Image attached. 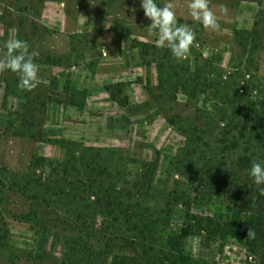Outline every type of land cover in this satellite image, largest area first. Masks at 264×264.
Segmentation results:
<instances>
[{"label": "rangeland", "instance_id": "374dc122", "mask_svg": "<svg viewBox=\"0 0 264 264\" xmlns=\"http://www.w3.org/2000/svg\"><path fill=\"white\" fill-rule=\"evenodd\" d=\"M171 2L196 33L180 61L155 47L140 0H0V53L15 29L40 78L25 91L0 71V264H51L77 230L98 240L116 202L147 207L157 247L186 211L235 217L237 161L260 151L264 127V0H210L217 30L192 20L189 0ZM225 171L234 180L218 189ZM183 249L189 264H264V248L248 258L228 235L187 234Z\"/></svg>", "mask_w": 264, "mask_h": 264}, {"label": "trees", "instance_id": "16d2710c", "mask_svg": "<svg viewBox=\"0 0 264 264\" xmlns=\"http://www.w3.org/2000/svg\"><path fill=\"white\" fill-rule=\"evenodd\" d=\"M140 44L142 47L149 46L146 43ZM42 106H44L43 103ZM263 130L264 127L252 135V138L257 140L260 151L245 153L238 158L237 166L243 172L242 177L236 182L239 191L235 194V201L239 210L230 221L224 222L212 216L186 211L179 231L167 232L166 225L162 226V236L157 239L161 245L157 247L146 238L148 224L140 221L147 207L139 202L135 203V206L130 203L116 202L114 207L111 206L112 209L107 210L106 214L112 217L99 230L98 240L93 239V233H80L79 230L75 235H63L62 242L65 250L60 258L50 254L51 264H107L108 257L113 253L117 254L118 264H189L190 259L184 252L183 241L187 234L197 231H203L206 237L212 240L228 235L246 248L248 258L261 254L264 248V192H261L260 188L264 186L255 185L248 175V170L253 161L263 162L264 157L254 158L258 154L261 156L264 154ZM149 176L148 173L146 177L143 176V179L147 181ZM233 180L231 173L225 171L223 176L213 183L218 189H224ZM134 188L136 196L146 194L144 184L136 183ZM65 194L68 195L66 192ZM78 196V193L72 194L73 199ZM87 207L84 205L82 208ZM63 213L66 215L69 211L65 210ZM136 219L137 221L133 222ZM64 224L67 230H76L71 220H66ZM82 225L86 226L85 221ZM249 229L254 231V238L248 237ZM34 258L45 260L46 256Z\"/></svg>", "mask_w": 264, "mask_h": 264}, {"label": "clouds", "instance_id": "9594fccd", "mask_svg": "<svg viewBox=\"0 0 264 264\" xmlns=\"http://www.w3.org/2000/svg\"><path fill=\"white\" fill-rule=\"evenodd\" d=\"M209 5L210 0H189L187 5L189 15L205 29L217 30L219 28L217 16ZM140 6L145 17L150 20L147 29L149 34L155 37V47L169 49L178 61L187 59L196 33L188 24H178L171 0L164 6H160L157 0H140ZM226 10L222 6V11ZM110 26V23L104 25L105 28ZM2 47L4 50L0 53V71L7 70L16 74L19 89L25 91L35 89L40 83L39 65L35 62L39 52L35 49L30 50L28 42L20 39L15 29L9 30L8 38L3 41ZM248 175L255 185L264 186V162L253 161ZM260 191L264 192V187H261ZM254 236V231L249 229L248 237Z\"/></svg>", "mask_w": 264, "mask_h": 264}, {"label": "crops", "instance_id": "0c3cea01", "mask_svg": "<svg viewBox=\"0 0 264 264\" xmlns=\"http://www.w3.org/2000/svg\"><path fill=\"white\" fill-rule=\"evenodd\" d=\"M49 105V104H48ZM50 106V105H49Z\"/></svg>", "mask_w": 264, "mask_h": 264}]
</instances>
